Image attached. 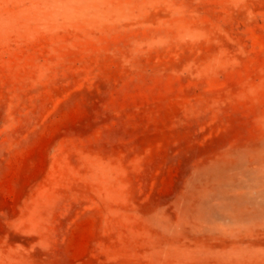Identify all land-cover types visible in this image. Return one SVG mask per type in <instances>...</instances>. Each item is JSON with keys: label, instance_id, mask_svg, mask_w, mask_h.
I'll use <instances>...</instances> for the list:
<instances>
[{"label": "rangeland", "instance_id": "obj_1", "mask_svg": "<svg viewBox=\"0 0 264 264\" xmlns=\"http://www.w3.org/2000/svg\"><path fill=\"white\" fill-rule=\"evenodd\" d=\"M0 264H264V0H0Z\"/></svg>", "mask_w": 264, "mask_h": 264}]
</instances>
